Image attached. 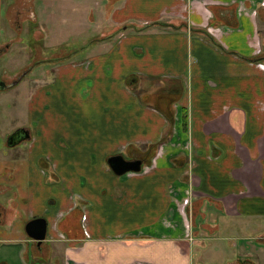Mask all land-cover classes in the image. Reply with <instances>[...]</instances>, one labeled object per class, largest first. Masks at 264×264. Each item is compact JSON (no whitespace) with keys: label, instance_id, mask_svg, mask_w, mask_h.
Instances as JSON below:
<instances>
[{"label":"crops","instance_id":"crops-1","mask_svg":"<svg viewBox=\"0 0 264 264\" xmlns=\"http://www.w3.org/2000/svg\"><path fill=\"white\" fill-rule=\"evenodd\" d=\"M74 1L49 4L67 11ZM11 2L0 0V41ZM102 2L113 32L72 64L82 49L59 55L56 81L32 96L31 111L46 113L53 132L27 150L29 196L17 202L0 184L11 193L0 195V223L21 224L20 264H192L203 239L190 228L198 219L207 228L209 206L218 231L256 232L229 264H264V0ZM39 147L62 196L50 170L29 163ZM151 150L139 173L108 168L110 156L141 160ZM34 219L46 222L39 244L25 233Z\"/></svg>","mask_w":264,"mask_h":264},{"label":"rangeland","instance_id":"rangeland-1","mask_svg":"<svg viewBox=\"0 0 264 264\" xmlns=\"http://www.w3.org/2000/svg\"><path fill=\"white\" fill-rule=\"evenodd\" d=\"M12 1L4 11L0 41V78L7 86H10L0 92V184L11 187L16 192L15 198L19 202L20 197L29 196L27 150L42 130L43 132L46 130L50 133L53 132L48 121L44 123L47 128L43 129L42 119L46 118V113L42 111L40 114L41 109H37L36 114L31 111L35 108L31 102L40 98L38 96L37 99H34L40 92L37 90L43 86L52 85L56 81L55 69L61 65L59 63H62V59L61 62L56 60L59 55L63 58L69 52L82 49L80 54L75 56L76 53H74L75 57L65 60V63L72 64L77 57L86 54L84 51H89V48L95 43V39L107 38L108 34L113 32V28L109 27L108 21L104 19V15L102 16L103 12L99 10V6L103 3L102 0H92L91 2L90 0H77L74 2L81 4L78 6L79 8L70 6L71 8L69 7L67 11L61 5L57 8L51 6L50 0H39V4L43 8H36L34 11L29 10V0ZM89 2L95 4V11L86 10L87 6L84 4ZM87 11L96 17L93 19L89 15L85 21ZM46 69L49 70V73ZM14 82L18 83L13 85ZM33 95L35 96L32 97ZM30 105L32 107H28ZM24 127L30 131V139L16 147H7V136L14 130ZM36 127H39V131ZM31 162L36 169L38 167L45 173H48L51 168L49 153L41 147L33 151L29 160V163ZM8 170H13L14 173L11 174ZM49 172L53 177H50L49 180L47 175L44 174V177L55 190H58L59 196H62L63 192L59 190L61 189L60 181L56 173L52 170ZM43 179L41 176V180ZM7 194L11 195L8 192L0 193V195ZM0 204L7 206L3 200H0ZM214 210H216L214 206H209V210L205 209V212L208 211L205 216V222H209L206 225L207 228L200 229V219L197 221L198 225L194 223L195 219L193 221V224L197 226L196 230L194 227L190 228L193 238H199V241L203 239L193 246L192 264L233 263L238 255L237 247L242 240L247 239L250 242L251 238L247 237L256 235L255 232L252 236H244L237 233V230L236 232L232 231L231 228H223L218 231L219 229L213 226L218 217H216V213L211 217L209 212H215ZM191 213L193 212L191 211ZM186 214L190 227V216L187 212ZM194 216L193 214L192 217L195 218ZM218 222L223 223L221 220ZM18 225L21 224L14 222L13 228H9V226L0 223V264H20L18 249L23 246L19 245V236L15 232ZM249 234L251 235V233ZM61 237L65 240L64 236Z\"/></svg>","mask_w":264,"mask_h":264},{"label":"water","instance_id":"water-1","mask_svg":"<svg viewBox=\"0 0 264 264\" xmlns=\"http://www.w3.org/2000/svg\"><path fill=\"white\" fill-rule=\"evenodd\" d=\"M18 82H14L15 85ZM2 79L0 78V92L8 89ZM29 132L25 129H18L6 138V145L9 148L15 147L23 141L29 140ZM110 170L117 176H122L126 173H137L141 169L140 160H126L122 155H115L107 160ZM25 233L28 238L40 243L46 237V222L44 219H34L25 225Z\"/></svg>","mask_w":264,"mask_h":264},{"label":"trees","instance_id":"trees-1","mask_svg":"<svg viewBox=\"0 0 264 264\" xmlns=\"http://www.w3.org/2000/svg\"><path fill=\"white\" fill-rule=\"evenodd\" d=\"M153 155H154V151L152 150L147 155H144L145 162L150 161ZM236 264H251V261H248L246 259H240Z\"/></svg>","mask_w":264,"mask_h":264},{"label":"flooded vegetation","instance_id":"flooded-vegetation-1","mask_svg":"<svg viewBox=\"0 0 264 264\" xmlns=\"http://www.w3.org/2000/svg\"><path fill=\"white\" fill-rule=\"evenodd\" d=\"M2 81H3V80H2ZM1 92H2V91H1ZM18 129H25V130H27V131L29 132V136H30V131L28 130V128H25V127H24V128H18ZM18 129H16V130H18ZM16 130H14L13 132H15ZM13 132H12V133H13ZM12 133H10L9 135H11ZM9 135H8V136H9ZM8 136H7V137H8ZM27 141H28V140L23 141V142H27ZM23 142H21L20 144H22ZM20 144H18V145H20ZM18 145H16V146H18ZM16 146H15V147H16ZM12 148H13V147H12ZM114 156H115V155H114ZM110 157H112V156H110ZM110 157H109V158H110ZM107 160H108V158H107ZM140 161H141V163H142V164H141V169H142V167H143V163H144V159L142 158ZM107 165H108V163H107ZM108 168H109V166H108ZM109 169H110V168H109ZM141 169H140V171H141ZM140 171H139V172H140ZM139 172H137V173H139ZM130 173H134V172H130ZM126 174H127V173H126ZM116 176H117V175H116ZM223 212H224V211H223ZM223 212H221V213L224 215L225 212H224V213H223ZM189 237H190V235H189ZM189 239L192 240L191 237H190ZM36 243H37V242H36ZM40 243H41V242H40ZM37 244H39V243H37Z\"/></svg>","mask_w":264,"mask_h":264}]
</instances>
